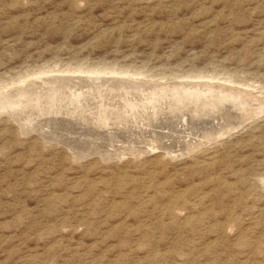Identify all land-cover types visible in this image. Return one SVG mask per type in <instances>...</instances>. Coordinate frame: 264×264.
Returning <instances> with one entry per match:
<instances>
[{"label": "rangeland", "instance_id": "1", "mask_svg": "<svg viewBox=\"0 0 264 264\" xmlns=\"http://www.w3.org/2000/svg\"><path fill=\"white\" fill-rule=\"evenodd\" d=\"M0 90V264H264V0H0Z\"/></svg>", "mask_w": 264, "mask_h": 264}, {"label": "bare ground", "instance_id": "2", "mask_svg": "<svg viewBox=\"0 0 264 264\" xmlns=\"http://www.w3.org/2000/svg\"><path fill=\"white\" fill-rule=\"evenodd\" d=\"M65 72V71H64ZM64 72H62V73H64ZM61 73V72H60ZM71 74H76V73H78V74H80V75H74V76H72V75H69V76H66V74L65 75H52V76H48V77H44V75H46V73H44V72H42V73H39L38 74V77L36 78V80L34 81H30L29 82V78L27 79H25L24 78V80H21V81H19V86H17L18 88H16V89H14V90H11L9 93L10 94H8V96H14V95H17L18 93L20 94V93H24V95L27 93V94H35V93H38V92H44L45 94H46V92L47 91H49V90H55V89H62L63 91H65L66 89H77V90H79L80 91V93L81 92H88L89 93V95L88 96H90V94H92V95H96V96H99L100 94H102L103 95V93H106V94H108V95H110L112 92H115L116 94H118L119 92H120V94H121V92L122 91H126V93L130 90V88L132 89V87H133V89L135 90H138L139 88H141L142 86H146V88H148V86H147V84L145 83V84H143L142 82H139V79H134V76L133 75H131V76H129V75H126V74H118V76L116 75H114L113 76V72H109V74L108 75H106V73H104V72H88L87 74L88 75H86V73H83V72H81V71H73V72H70ZM81 74H85V76H82ZM114 74H116V73H114ZM39 76H40V78H39ZM42 76H43V78H42ZM93 76H95V79H99V83L97 82L96 83V80L95 79H93L94 77ZM94 80H95V82H94ZM39 82V83H38ZM150 82V81H149ZM94 84V85H93ZM213 84V83H212ZM172 85H174V84H171V87H172ZM178 85H180V84H178ZM185 85H188V86H192V88H194V87H199V89L200 88H202L201 90H203V91H208V89H205L204 88V85H202L201 83H190V82H188V84H184V86H183V84H182V86H183V88H185ZM166 86V85H165ZM168 86V85H167ZM175 86H177V85H175ZM150 87V86H149ZM155 87V86H154ZM164 87V86H163ZM170 87V88H171ZM179 87V86H178ZM217 88H218V86H216ZM5 88V87H4ZM83 88V89H82ZM84 88H86V90L85 91H83L84 90ZM175 88V87H174ZM173 88V89H174ZM225 88V87H224ZM156 89V88H155ZM158 89V88H157ZM226 89V88H225ZM3 90V89H2ZM162 90V89H161ZM237 90V89H236ZM1 91V90H0ZM124 91V92H125ZM171 91V90H170ZM222 91H226V90H222ZM242 91H244V90H242ZM6 92V91H5ZM156 92V91H155ZM230 92V91H229ZM3 93V92H2ZM7 93H8V91H7ZM48 93H50V92H48ZM87 93V94H88ZM113 94V95H116V94ZM130 93H133V92H130ZM43 94V93H42ZM82 94V93H81ZM80 94V95H81ZM86 94V93H85ZM125 94V93H124ZM128 94V93H127ZM202 95H206V94H203V93H201ZM1 95V94H0ZM20 95H22V94H20ZM49 96V95H48ZM87 96V95H86ZM87 96V98H89ZM81 97V96H80ZM82 97H83V95H82ZM85 97V96H84ZM8 98V97H7ZM95 98V97H94ZM104 98V97H103ZM118 98H119V94H118ZM202 99V98H201ZM133 100V99H132ZM135 100V99H134ZM207 100H208V98H207ZM64 101V100H63ZM81 101V100H80ZM80 101H76V102H80ZM99 101V100H98ZM124 101V100H123ZM128 101V100H127ZM168 101V100H167ZM107 102V101H106ZM106 102H104V104L106 103ZM109 102V101H108ZM114 102V101H113ZM3 104H6V93H4V95H2V96H0V111H5L6 112V105H3ZM103 104V105H104ZM108 104V103H107ZM81 105V104H80ZM101 105V104H100ZM106 105V104H105ZM118 105V104H117ZM116 105V106H117ZM56 106V105H55ZM73 106V105H72ZM76 106V105H75ZM84 106V105H83ZM99 106V105H98ZM119 106V105H118ZM257 106V105H256ZM68 108V107H67ZM74 108V107H73ZM96 108V107H95ZM29 109V108H28ZM66 109V108H65ZM71 109V108H70ZM100 109V108H99ZM98 110V109H97ZM156 110V109H155ZM241 111V114H240V116H238V117H236L235 118V120H236V122L238 123V122H242V120L244 121V119H246V118H250L251 116H249V112H250V110H247V107H244V108H242V109H240ZM25 111V110H24ZM76 111V110H75ZM130 111V110H129ZM53 112V111H52ZM61 112H63V111H61ZM152 112H154V111H152ZM21 114V113H20ZM57 114V113H56ZM67 114V113H66ZM220 114V113H219ZM58 115V114H57ZM62 115V114H61ZM72 115V114H71ZM79 115V114H78ZM92 115V114H91ZM103 115V114H102ZM225 115V114H224ZM17 116V115H16ZM15 116V117H16ZM70 116V115H69ZM77 116V115H76ZM81 116V115H80ZM84 116V115H83ZM215 117V116H214ZM19 118V117H18ZM59 118V117H58ZM64 118H66V117H64ZM103 118V117H102ZM20 119H21V117H20ZM221 119H223L224 121L226 120L225 119V117H223V114H222V116H221ZM57 120V119H56ZM55 120V121H56ZM44 121V120H43ZM57 121H59V120H57ZM63 121V120H62ZM67 121V120H66ZM83 121V120H82ZM227 121V123H228V120H226ZM226 121H225V123H226ZM61 122V121H60ZM99 122H101V121H99ZM106 122V121H105ZM57 123V122H56ZM233 123V122H232ZM231 122H229V124H232ZM21 124H22V122H21ZM62 124V123H61ZM71 124V123H70ZM229 124H228V128H226L227 130L228 129H230L229 128ZM23 125V124H22ZM234 125V124H233ZM68 126V125H67ZM226 126V125H225ZM24 127V126H23ZM22 127V128H23ZM64 127H65V124H64ZM67 128V127H66ZM62 129V128H61ZM68 129V128H67ZM66 129V130H67ZM27 130V129H26ZM32 130H34V129H32ZM38 130V129H37ZM59 130V129H58ZM226 131V130H225ZM216 132H217V134H218V136L220 135V133L222 134V131H220V130H216ZM112 133V132H111ZM224 133V132H223ZM55 135V132L53 133L52 131L50 132V131H46V132H44V134H42V136L45 138H49V139H53V136ZM93 136H94V134H93ZM58 137H59V139H55V141H57V142H61L62 144H64L65 146H67L68 147V145H69V150H71L74 154H77V153H86V152H88L89 150H94V148L95 147H97V145H94V146H87V151H83V150H76L75 148H74V146L72 145V144H70L69 143V140H68V137L66 138H62L61 137V135L59 134L58 135ZM111 138H113V137H111ZM214 138V137H213ZM216 138V137H215ZM210 139V138H209ZM205 140V139H204ZM94 141V140H93ZM154 143V142H153ZM144 144V143H143ZM164 145L165 144H163L162 142H160L159 143V146L161 147V148H165L164 147ZM151 147V146H150ZM152 148L154 149L155 147L154 146H152ZM189 148V147H188ZM144 149H146V148H144ZM168 149V148H167ZM105 151H107V152H109V153H107V154H101V156H114V155H112V154H114V153H116V152H111V149H110V151L109 150H105ZM134 151H136V150H134ZM145 151V150H144ZM142 152V151H141ZM140 152V153H141ZM161 152V151H160ZM167 152V151H166ZM95 153H97V152H95ZM110 153H112V154H110ZM162 153V152H161ZM98 154H100V153H98ZM110 154V155H109ZM122 155V154H121ZM120 155V156H121ZM118 156V155H117Z\"/></svg>", "mask_w": 264, "mask_h": 264}]
</instances>
